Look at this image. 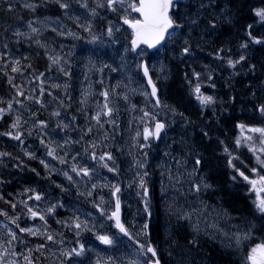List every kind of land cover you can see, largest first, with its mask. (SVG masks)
Segmentation results:
<instances>
[{
  "label": "snow or ice",
  "instance_id": "snow-or-ice-1",
  "mask_svg": "<svg viewBox=\"0 0 264 264\" xmlns=\"http://www.w3.org/2000/svg\"><path fill=\"white\" fill-rule=\"evenodd\" d=\"M0 7L16 21L0 29V71L10 90L8 99L0 97V121L7 125L0 136L18 142L23 154L0 151V162L8 157L17 161L13 167H27L23 157L35 160L37 155L27 150L25 141L35 134L46 155L64 166L57 170L40 159L44 175L29 170L49 181L47 186L24 187L17 195L26 199L18 201L0 194L5 205L0 216L15 227L5 226L0 264H43L45 251L56 257L54 264H198L189 254L201 252L204 238L219 244L229 264H264V0H2ZM77 7L86 15L78 14ZM52 9L54 18L42 14ZM97 21L103 25L99 31ZM226 30L228 37L222 39ZM45 31L95 47L77 53L73 44L65 53L61 44L58 52L41 42ZM233 37L239 41L235 47L229 46ZM23 43L44 50L37 56L46 57L45 71L34 68L30 56L13 55V48ZM206 48L216 67L202 61ZM72 57L84 69L88 85L69 118ZM217 68L231 70L223 82L226 95L207 91L217 89ZM28 70L26 88L16 79ZM53 71L58 77L46 87V74ZM111 73L121 79L106 85ZM173 77L181 84L169 97L165 82ZM237 77L248 78V83L238 87ZM137 95L142 98L139 107L131 102ZM120 101L126 111L139 113L127 142V170L116 155L125 154L116 142ZM51 103L55 106L49 111ZM42 112H48L47 118H41ZM77 114L83 116V126ZM73 133L78 135L73 138ZM213 145V156L224 161L228 183L245 191L247 208L234 209L237 215L218 195L213 177L220 166L213 167L205 155ZM57 171L67 184L52 179ZM157 172L159 207L152 180ZM10 183L0 175V185ZM132 191L138 207L129 221L124 208L126 193ZM212 197L216 205L209 203ZM61 209L69 214L58 218ZM159 210L176 223L164 248L153 238L152 222ZM29 219L41 224L22 226ZM50 220L59 228L53 229ZM185 226L190 231L181 236ZM28 237L42 242L29 247ZM95 242L106 246L104 254ZM199 264L215 261L207 255Z\"/></svg>",
  "mask_w": 264,
  "mask_h": 264
},
{
  "label": "trees",
  "instance_id": "trees-1",
  "mask_svg": "<svg viewBox=\"0 0 264 264\" xmlns=\"http://www.w3.org/2000/svg\"><path fill=\"white\" fill-rule=\"evenodd\" d=\"M251 3H256L258 0H250ZM0 3H2V0H0ZM24 15L25 19H28L29 16L27 13H22ZM43 15H52L54 17L56 13L55 9H52L48 11L47 13H42ZM7 21V23L5 22ZM65 22L69 23V27H73L74 25L65 20ZM247 22H251L249 19ZM16 25L15 20H9L8 16L3 13V8L0 7V29L7 27L8 24ZM103 27L102 23L100 21H97V28L96 30L99 31V29ZM261 31H264L261 30ZM228 37L227 30L224 32L222 39H226ZM41 42H48L51 47L57 48L58 45L64 44V45H71L72 43H76V47L82 48V41L74 42L73 40H68L65 37L57 36L54 33H51L50 31H45L44 35L41 37ZM238 43V39L233 37L231 45L232 47H235V45ZM59 45V46H60ZM2 50V49H0ZM66 50V49H65ZM210 48H206L205 52L202 54V61L210 63L213 67H216V64L212 61L211 57L208 56V52L210 51ZM44 50L42 48H39L37 45L32 44L31 47H29L28 43H23L21 45H16L13 48V55L16 58H20L21 56L27 55L31 57V61L33 63L34 68H37L38 71H45V61L46 57L44 56H37V52L42 53ZM57 51H60V47L57 48ZM64 51V50H63ZM65 52V51H64ZM66 53V52H65ZM261 55L260 53H257V56ZM219 69L217 68V71ZM30 71L28 70L24 73V76H17L16 83H24L25 87H28L27 79H31ZM216 71V76H217ZM239 87L242 84L248 83V80L245 82H242L240 80H237ZM217 83V89H207L209 94H212L219 90L222 95L227 94V89H224V92L220 88V81L216 80ZM167 86V92L169 94V97H172L176 95L179 91L181 81L177 77H173L172 79L165 82ZM10 95L9 85L7 84L6 78L3 76V72L0 71V97L3 99H8ZM139 96L132 97V102L137 104L138 103ZM44 99L46 101H50L51 98L45 96ZM167 102L171 103L172 100L169 98L167 99ZM55 106L54 103H51L49 105V111ZM39 107L38 105L33 108V111ZM69 114V112H68ZM48 112H42L41 118H47ZM10 120H8V124H10ZM54 123V122H53ZM7 125L4 121H0V131H4L6 129ZM223 138V137H221ZM30 141H32L33 146L30 148H27V150L34 151L37 155V159L35 160H28L27 157H23V159L27 163V167L23 169H18L13 167L14 164L17 163L16 160L9 159L8 157L3 158L2 162H0V175L4 177L6 180H10V184L6 185H0V194H3L5 196V199H13L14 201H18L20 199H26V196L21 197L17 195L18 193L22 192L24 187L32 186L39 188L41 186H47L49 181L47 180H41L39 177H36L34 173H32L29 169L30 168H36L37 171L41 173V175H44V169L43 166L40 164V157H45L46 152L45 149L39 144V141L35 138V134H33V137L29 138ZM16 141L11 140L8 137H2L0 136V151H9L13 152L14 155H20L22 156V152L20 151V148L17 146ZM215 146H211L208 148V150L205 152V155L209 156L213 160V167H216L219 165V171L216 175H214L213 179L214 181H217L219 184L220 192L218 193L219 196H222V204L225 208H228L230 211H232L233 215H237V212L234 211V209L239 210H245L247 208V200L245 198V191L242 188L239 187H233L228 183V175L226 171L223 168L224 161L223 160H216V158L212 154V148ZM53 180H57V177L55 175L52 176ZM11 194V195H9ZM31 203V201H29ZM209 203L216 205L218 203L216 197H212L209 199ZM0 207H5L3 201H0ZM11 214V209H7ZM68 215L64 209L60 210V216L58 218H62L64 216ZM161 218V217H160ZM156 218L153 220V238L157 239L161 243V248H164L166 245L164 244V241L168 237L170 233L174 234V229L176 228L175 221H169L168 219L164 220L163 222H160L159 219ZM169 221V222H168ZM49 223L51 224L53 229H58L59 226L54 223V221L50 220ZM7 225L14 227L13 225L9 224L7 220L4 219V217L0 216V240H3L6 238V231L2 227H5ZM23 225V223H22ZM167 228V229H166ZM15 230V229H14ZM190 231V229L185 226L183 229L180 230V235L184 236L187 234V232ZM191 238V237H189ZM29 243V247H33L34 241L38 240L36 238L28 237L27 238ZM183 242V240L181 241ZM21 250H23L22 246ZM166 255V254H165ZM190 257H196L198 264L199 262L204 259L207 255H210L212 260L215 261V264H229L230 257L225 254V252L220 248L219 245L213 244L211 241H207V238L202 239V249L200 253H197L195 251L191 252ZM44 257L46 258L45 254ZM43 259V264H47V260ZM38 264L40 262L38 261Z\"/></svg>",
  "mask_w": 264,
  "mask_h": 264
},
{
  "label": "rangeland",
  "instance_id": "rangeland-1",
  "mask_svg": "<svg viewBox=\"0 0 264 264\" xmlns=\"http://www.w3.org/2000/svg\"><path fill=\"white\" fill-rule=\"evenodd\" d=\"M77 12H78V14L86 15L85 10H83V9H79V10H77ZM53 26H56V25H53ZM23 30H26V28H23ZM85 47H87V48H94L95 46L94 45H90V46H85ZM75 61H76V58H75V60H73V81H72V83H73V89L77 86V89H78L77 91H81V90L84 89V87L82 85H80V83L83 82L84 84H88V82L87 81H84V76H83L84 69L82 68V66L79 63H76ZM47 77H48V80H47L46 84L53 82V80H56V78H57L56 76H54L52 74L51 75H48ZM118 77H119V74H117V73H111L110 74V79H109L108 78V75L106 74L105 84L106 85L109 84V83L115 84L118 81ZM92 78L93 77H91V79ZM98 78H100V77L98 76ZM60 80H62V79L60 78ZM57 82H59V80H57ZM85 88H87V87H85ZM62 94L63 93L61 92V95ZM79 97H80V93L75 94V95L72 96V98H73V110L77 107V101L79 100ZM89 104L91 106V100L89 101ZM121 115L126 120L129 119L131 117V115H132V111H126L125 110V105H124L123 101H120V116ZM60 135L62 136L63 134L61 133ZM55 139H59V137H55ZM25 145L26 146H29L30 145L32 147L33 146V143H32V141H30L29 138H27L26 141H25ZM122 145H124V144H122ZM123 156L125 157V155H123ZM45 161L47 163H49L51 166H54L57 170H59V168H57L54 165V163L52 162V158L51 157L46 158ZM55 174L57 176H59L61 179H63V181H64V177L61 174H59V171H57ZM126 175L130 176V174H126ZM64 182L67 183V181H64ZM132 193L135 195L134 191H132ZM125 215L127 216V219L129 221H131L133 219V217L128 216L127 214H125ZM209 219H211V218H209ZM159 221L164 223V221H163L162 218H160ZM30 222L34 224L35 222L38 223L39 220L38 219L36 221L30 220ZM33 224H30V225L23 224L22 226H34ZM35 226H37V225H35ZM203 227H204V224L202 223L201 224V228H203ZM95 243L97 244L98 249L101 251V254H104V249L106 248V246L99 245L98 242H95ZM52 247H53V250H55V246H52ZM109 254H111L110 250H109ZM48 257H49V260L52 262V264H54V262L56 260V257L53 256V255H51V253H49V252H48Z\"/></svg>",
  "mask_w": 264,
  "mask_h": 264
},
{
  "label": "flooded vegetation",
  "instance_id": "flooded-vegetation-1",
  "mask_svg": "<svg viewBox=\"0 0 264 264\" xmlns=\"http://www.w3.org/2000/svg\"><path fill=\"white\" fill-rule=\"evenodd\" d=\"M238 39V38H237ZM239 42V41H238ZM245 79H248V78H246V77H244Z\"/></svg>",
  "mask_w": 264,
  "mask_h": 264
},
{
  "label": "bare ground",
  "instance_id": "bare-ground-1",
  "mask_svg": "<svg viewBox=\"0 0 264 264\" xmlns=\"http://www.w3.org/2000/svg\"><path fill=\"white\" fill-rule=\"evenodd\" d=\"M257 3V2H256ZM254 4V3H253ZM167 229V228H166Z\"/></svg>",
  "mask_w": 264,
  "mask_h": 264
}]
</instances>
